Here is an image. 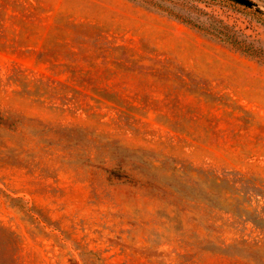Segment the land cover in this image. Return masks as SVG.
<instances>
[{
  "label": "rangeland",
  "instance_id": "rangeland-1",
  "mask_svg": "<svg viewBox=\"0 0 264 264\" xmlns=\"http://www.w3.org/2000/svg\"><path fill=\"white\" fill-rule=\"evenodd\" d=\"M206 2L264 48V0ZM0 118V264H264V57L130 0H0Z\"/></svg>",
  "mask_w": 264,
  "mask_h": 264
},
{
  "label": "trees",
  "instance_id": "trees-1",
  "mask_svg": "<svg viewBox=\"0 0 264 264\" xmlns=\"http://www.w3.org/2000/svg\"><path fill=\"white\" fill-rule=\"evenodd\" d=\"M143 7L155 10L162 14L171 17L174 20L190 25L197 29L204 36L213 40L222 42L223 44L232 47L233 49L247 54L253 58L264 57V48L256 46L254 42H251L249 38L242 32L238 31L235 27L226 24L223 19L218 18L211 12L206 11L204 8H200L198 4L212 5L211 2L206 0H130ZM260 12V10H256ZM2 118H0V123ZM119 170L123 169L124 162H120L116 165ZM197 174V171H194ZM200 177L196 180V183L202 186L206 195L208 192H215V190H221L225 196L232 192V188L237 185V181L231 178L230 173H226L223 176H219L215 173H199ZM241 183V182H240ZM172 188V187H170ZM228 201V198H225ZM203 201H209L205 198ZM210 203V202H207ZM227 211V209H224ZM247 215L260 216L258 209L247 211ZM87 264H97L94 261L85 260Z\"/></svg>",
  "mask_w": 264,
  "mask_h": 264
},
{
  "label": "water",
  "instance_id": "water-1",
  "mask_svg": "<svg viewBox=\"0 0 264 264\" xmlns=\"http://www.w3.org/2000/svg\"><path fill=\"white\" fill-rule=\"evenodd\" d=\"M236 1L240 2L241 4L247 5L251 8H254V9L258 8V6L255 3L251 2V0H236Z\"/></svg>",
  "mask_w": 264,
  "mask_h": 264
}]
</instances>
